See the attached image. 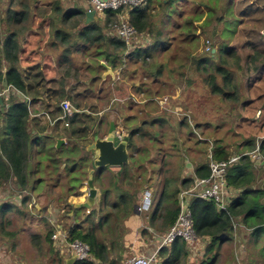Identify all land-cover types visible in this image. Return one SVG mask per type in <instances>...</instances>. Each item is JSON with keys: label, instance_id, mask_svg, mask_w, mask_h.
<instances>
[{"label": "rangeland", "instance_id": "374dc122", "mask_svg": "<svg viewBox=\"0 0 264 264\" xmlns=\"http://www.w3.org/2000/svg\"><path fill=\"white\" fill-rule=\"evenodd\" d=\"M61 1L64 3L65 8L72 6L74 2V0H72V2L67 4L66 0ZM75 1H81V3L85 2L86 8L89 7L88 0ZM205 1L208 6L212 8V14L210 12L209 16L213 15L211 20L209 18L207 19L208 27H201V30L196 28V32L198 31L200 35L199 39H196L197 41H195L194 47L189 45L184 50L176 49L175 47L170 49L171 53H167V61H164L165 68H167L169 62L168 69H162L158 79H156L157 76H150L151 72L148 73V70L156 66L155 59L156 57L159 58L163 56L165 52L163 49L158 50L152 57L144 58L145 55L143 54L140 58H135L136 63L131 64L126 71H122L115 81L109 77L104 80L102 75V81L104 82L96 80L97 83L94 84V87H91L90 84L92 80L96 78L97 73L91 74L88 72L89 70L87 67L91 59L96 55L98 44L84 41L79 38V32L83 27L81 24L82 20L79 17L73 19L69 23H57V27L62 28L63 33H70L64 45L62 44V49L54 46L48 48L50 52L48 53L44 50L46 47L43 49L36 47L34 53L31 51L27 52L25 56L30 57L32 62L29 65H20V67L28 80L37 87L35 89V93H37L36 100L33 99L32 95L30 96L31 98L27 100L28 103L30 102V108L40 115L42 113L49 114L58 108L60 109V104L65 99L54 97L53 95L59 94L61 90L65 88L72 92L73 96H71V99H68L71 104L77 111H83V114L86 115L76 113L75 111L72 116L56 124L48 120L46 115H41L34 120L30 116V121L32 120L29 127L30 135L34 141L33 145H31L33 152L31 151L32 154L29 165L31 170L30 177L32 176V184L34 183L35 190L30 187V189L21 191L15 179H10L0 187V264H56L57 255L62 257L67 264L70 257L66 254L67 252H65L64 249L63 253L56 254V250L59 251L58 246L54 245L55 247L52 246V248H50V246L45 243L48 232L53 230L54 227L56 231L61 230V226L69 230L70 227L76 224V221L83 223L86 220L87 226L99 222L104 215L109 212L108 209L100 211V204L104 196L103 189L111 190L109 198V202L111 203L118 201V199L120 200V197L126 195L123 190L127 193V188L133 189L131 186H126L127 188L122 189L118 185L119 183L126 182L123 177H120L124 171L130 173V171L133 170L136 174H142L145 177L150 176L153 178L154 186L148 187V192L152 196V208L148 212H144L140 206V213L146 225L153 224V227L150 226L151 231L145 227L139 230L140 235L143 236L145 240V244H149L152 239L154 242H157L161 232L164 233V231H166L163 226L164 220L161 219V216L166 214L165 210H163L162 206L160 207L157 205L160 194V172L165 164L164 151L166 147L164 142L171 141L175 143L177 140L186 142L191 141L192 147L196 146L197 151L202 154L203 158L200 160H206L208 154L211 152V142L210 147H206L203 141L205 139L210 140V137L214 135V133H207L205 136H201L200 134L192 136L191 133L195 129V123L198 122L211 125L212 128L210 129L216 130L215 136L217 137L223 132L219 130V134L216 126H219L224 121H228L229 116L228 112L222 108L220 109L219 104L214 103L209 94L207 97L198 98L196 94L193 98L188 100L187 104H189L190 111L192 113H197L198 110L197 115H191L192 113L190 111H185L184 109L179 111L180 109L177 110L175 107H183V103H181L182 96L180 94L177 95L176 99L180 98V102L177 103L176 99H171V97L167 95L173 91V87L168 85L165 89L161 87V84L168 82V78H177L179 73H183L184 75L190 73V71L187 70L189 68L188 66H184V68H179V66H183L185 60L191 56H193L195 60L203 57L208 58L209 51H207L206 48L209 45L212 52L215 50L209 61L214 60L218 63L221 61L225 62L226 59L229 58L227 45L235 37L238 27L245 22L237 20V18L242 19L239 17L241 16L240 10L249 2L252 3L253 6H263L262 4H264V0H237L232 6H230L228 2V5L226 4L225 6L229 7L224 10V1L227 2V0ZM182 2L185 4V0H182ZM198 3L203 6L202 1ZM7 5L8 0L0 1V15L4 13L2 11L3 9L6 10ZM155 7H157L156 3L154 8ZM177 7L178 6L174 3L173 11L175 15L169 19L166 17L162 18L159 15L161 10L158 9L152 12L149 18L155 30L158 29V31L161 32L163 27V37L161 39L160 36V39L165 41V43L171 38L172 18L179 17V13H181L180 8L176 9ZM180 7H184L185 10L189 12L186 5H180ZM18 9L21 10L20 7ZM35 13L37 17L41 16L42 18H47L43 7H39ZM208 13L209 10L205 9L204 15ZM5 16L6 18L0 21V39L4 37L6 30L8 15ZM49 17L50 19L53 18L52 13ZM55 17L57 16H54V18ZM101 19L104 20V18H99L98 20L102 21ZM29 20L33 24L34 19L32 20L30 17ZM98 20L97 22L103 26V23H100ZM228 20H231V22ZM77 21H80V23L76 24ZM165 21L166 25L163 26ZM28 24L29 22L27 24L24 22L18 27L23 25L27 27ZM198 24L199 23H196V25ZM53 25H55V21ZM67 27L70 29H67ZM29 30H33L38 36L36 42L41 43L47 40L50 26L44 24V26L40 27L37 23V25L35 24V28ZM52 32V35L50 34L51 37L57 41H61L60 38L54 37L55 28H52ZM152 35L156 36V33ZM107 36L113 37L109 33ZM262 36L264 37L263 33ZM31 39H34V37L32 36ZM141 42L142 41H139L138 43ZM147 42H150L149 38L146 43ZM190 43V39H188L185 44ZM208 43L209 45H207ZM219 47H221L220 50L218 49ZM197 48L198 50H196ZM47 53L50 54L51 58L44 64L43 57L47 56ZM65 61L67 63H64ZM194 69H196V67H194ZM132 70H136L137 73L133 75V77H130L133 73ZM114 74L116 75V73ZM146 74H149L146 78L147 80H142V77ZM157 80L159 83L155 85L152 84ZM142 82L146 84V88L150 89V91L161 90L160 93L155 94L158 96L164 95L168 102L166 103L164 100L159 104L157 98L155 100H150V96L147 97L146 94L135 89V85L139 86ZM178 88V86L175 87L177 90ZM85 92H87L86 96L84 95ZM120 95H123V97H119ZM96 98H98L97 103L94 102ZM21 99H24V96H22ZM133 104L139 106L136 107V105ZM130 107H132V109ZM132 112L137 114L136 117L131 116ZM146 113L149 114L148 117ZM90 115L93 117L94 115H99V117H97L98 125L95 121H91ZM155 117L161 118V123L158 125L152 124ZM185 118H189V122L186 121L183 123ZM84 120L88 122L89 126L92 125V128L94 126L97 127L95 131H92V129L91 131L89 130L91 136H93L94 132H96L99 137L105 136L107 126L109 122L112 121L117 124V129L120 127L119 124L121 125L120 131L127 128L126 130H132L131 132H133L136 129L134 126L128 128V123H130L131 126L133 123H136L137 127L141 125V129L144 131L143 135L145 134L144 136H146V138L142 136L134 140L135 143L129 148V164L120 168H112V170L108 168L107 170L99 169L95 171L93 177L95 180V182L93 181L94 186L101 188L99 198L97 197L99 201L90 209L81 211L75 221L73 219V212L67 214L70 209L68 205L74 208L76 205L75 202L77 201H82V203L88 202L89 190L87 182L89 180V172L93 169V161L95 158L93 152L87 150V146L90 144L89 142L92 141V137L89 135L88 138L85 139L88 130L84 129ZM144 122L146 126L143 124ZM1 123L2 119L0 117V129L2 128ZM228 129L229 128H226V130ZM225 133L227 132L225 131ZM56 137H59V139ZM201 137L202 139H200ZM141 140H144L143 143H141ZM59 141L63 142L60 147L58 146ZM186 156L187 154H185V157ZM104 171L110 172L111 175L114 176L113 179H111L109 173H106L105 176L107 177H105L102 184H96L98 183L100 172L103 173ZM260 177L261 181L259 178V182H252L256 183L257 187L264 186L263 171ZM110 180H115L114 188H108ZM138 183V187L136 185L137 188L134 189L138 191L139 196H142L140 192L141 188H143L142 182ZM100 185L103 186L101 187ZM25 198H28L27 202L23 203L22 201ZM142 199L139 200L140 204L143 202ZM262 202L264 203V200ZM154 204L156 211L153 210ZM165 205H167V203ZM3 206L8 208L13 207V209L6 214L1 211V207ZM217 207L219 208V206ZM93 209H95L94 215H89L90 210ZM153 211L157 212L154 222L151 220ZM122 213L127 212L122 211ZM57 224H61V226H56ZM124 224L125 219L122 218L118 226H115V224L110 228L105 226V229H103L98 236L101 240L120 241L121 239H117V237L122 238L123 236H116L115 231L119 227L124 230L122 227ZM110 229H113V231L109 232ZM251 232V230L240 224V219H236L231 240L227 241L219 248L215 247L212 251L208 252L210 240L199 238L194 248L191 250L188 248V257L181 259L178 264H202L212 259L215 254H219V257L214 264H264V237L255 238L251 235ZM106 244L110 246L111 242H107ZM114 244L116 246V243ZM119 250H121V247L116 246L114 253H111V258L115 261L118 258ZM67 251L72 253L70 248H67ZM134 256L130 255L129 257ZM123 262L125 264L126 259L122 260V262L118 260L117 264H123ZM162 262L163 257L158 254L156 264H162Z\"/></svg>", "mask_w": 264, "mask_h": 264}, {"label": "trees", "instance_id": "16d2710c", "mask_svg": "<svg viewBox=\"0 0 264 264\" xmlns=\"http://www.w3.org/2000/svg\"><path fill=\"white\" fill-rule=\"evenodd\" d=\"M199 1H202L203 6L198 3ZM70 2H72V0H66L67 4ZM228 2L230 3V6H232L237 0L224 1V10L229 7L225 6ZM155 3L157 4V7L154 8ZM174 3L178 6L176 9L180 8L181 13H179V17L172 18L171 38L165 43V41L161 40L164 32L163 27L161 32H159L158 29L155 30L152 22L149 21V18L151 13L157 9L161 10L159 15L162 18H171L175 15V12L173 11ZM180 5H186L188 11L191 13L187 12L184 7H180ZM262 5L263 6H253L252 3L249 2L244 5L242 10H240L241 16L239 17L242 19L236 18L240 22H245L238 27L235 37L227 45L229 58L226 59L225 62L221 61L218 63L214 60L209 61L211 55H213L212 51L208 52V58L203 57L195 60L194 57L191 56L185 60V65L183 64V66H179V68L188 66L189 68L187 70L190 71V73L187 75L179 73L177 78H168V82L161 84V87L165 89L168 85L173 87V91L167 94L171 99H175L179 94L183 97V101L184 96L194 97L197 94L198 98L207 97L209 94L214 103L219 104L220 109L225 105L232 107V109L234 108V117L237 119L243 118L241 113L236 112L238 108L251 107L252 109L249 110V118L247 119V122H249L248 125L251 126L248 133L254 138L264 134V37L260 33V31L264 29V4ZM19 7L21 10L18 9ZM39 7L45 9L47 18H42L41 16L37 17V12L35 13V11ZM89 7L86 8L85 2L81 3V1L79 2L75 0L73 5L68 8L64 7V3L61 0H8L6 10L3 9L2 11L5 14L3 13L0 15V21L6 18L5 15H8L5 34L4 37L0 39V91L6 86H13L25 96L30 98L32 95L33 99L36 100L37 93H35V89L37 87L28 80L24 75V71H22L20 67V65L32 62L31 58L26 57L25 55L28 51L34 53V49L38 47H29L30 44L36 42V38L38 37L33 31L29 30L35 27L36 20L40 27L44 26V24L50 26L47 40L41 43L38 42L39 49L46 47V49L49 50L48 48L54 46L62 49V44L64 45V42L70 36V33H63L62 28L57 27V23H69L73 19L78 17L81 18V24L83 27L79 32V38L84 41L98 44L96 55L91 59V62L87 67L89 70L88 72L91 74H94L95 72L97 73L96 78H94L90 84L91 87H94V84L97 83L96 80L104 82L102 81V75L105 72V68L102 66V62H105L106 65L111 67L117 76H119L122 71H126L131 64L136 63V59L140 58L143 54L145 55L144 58L152 57V55L158 50L163 49L165 51L163 56L159 58L156 57L155 59L156 66L149 69L150 71L148 70V73L151 72L150 76H157L156 79H158L161 75V70L168 69L169 62L167 68H165L164 61H167V53H171L170 49L175 47L176 49L184 50L189 45L194 47L195 41H197L196 39H199L200 35L198 31L196 32V28L201 30V27H208L207 19L209 18L211 20L213 18V15L209 16L210 12L212 14V8L208 6L205 0H196V2L195 0H185V4H183L182 0H147L145 6L126 11L130 17L129 22L137 29L141 37L140 41H142L141 43H138V45H135L130 53L126 54L128 48L127 43L117 37L107 36L109 33V24L117 21L119 15L126 14V12H106L103 17L104 20H98L100 23H103L104 27L97 21L87 25L86 13L89 10ZM205 9L209 10L207 15H204ZM51 13L53 18L50 19L49 15H51ZM54 16H57L58 18H54ZM30 17L32 20L34 19L33 24L29 20ZM54 21L55 25H53ZM228 21L231 22V20ZM24 22L26 24L29 22L27 27L24 25L18 27ZM77 23H80V21H77L76 24ZM196 23L199 24L196 25ZM164 25H166V21L163 23V26ZM52 28H55L54 37L60 38L61 41H57L51 37L53 33ZM67 29L70 28L67 27ZM153 33H156V36H153ZM32 36L34 39H31ZM148 38L150 39V42L146 43ZM188 39H190L191 43L185 44ZM221 47L218 49L220 50ZM196 50H198V48ZM49 58L51 57L48 56L45 58L44 64H46ZM64 63L67 62L65 61ZM194 67H196L197 70L194 69ZM132 72L133 73L130 77H133V75L137 73L136 70H132ZM148 75L149 74L143 76L142 80L146 81ZM109 78L112 79L110 76ZM157 83H159L158 80L152 84L155 85ZM176 86L179 87L178 90L175 89ZM135 89L140 90L139 92L146 94L147 97L150 96V100H155L157 98L159 104L165 99L164 95H156L160 93L161 90L150 91V89L146 88V84L143 82L140 83L139 86L135 85ZM84 95L86 96L87 92H85ZM53 96L65 99L63 101H69L68 99H71V96L73 95L71 90L63 88L59 94ZM119 97H123V95H120ZM97 101L98 98L94 99L95 103H97ZM178 101L179 98L176 99V102ZM175 108L178 110L180 109L179 111H182L183 109L181 106ZM60 114L61 111L58 108L53 112L52 116H58ZM80 114H83V111L80 112ZM0 117L2 119V128L0 129V187L10 179H15L18 182L21 191L30 189V187L35 190V185L34 183L32 184V176L30 177L31 170L29 164L33 152L31 145H33L34 139L30 135V112L27 102L13 94L7 99H3V104L0 105ZM90 118L92 122L96 121L93 116ZM186 121L189 122V118H185L184 123ZM159 123H161V120H154L152 122V124L157 125ZM144 125L146 126V124ZM220 125L216 126L217 131L221 127ZM91 126H89L88 122L84 120V129L88 130L85 139L90 135L89 130L91 129ZM207 127L212 128L211 125H207L206 123L196 122L195 129L191 135L200 134L201 136H205L207 133H214V135L210 137V140L214 141L217 138L215 136L216 130ZM135 135L146 138V136H144L145 134L143 135L141 131L130 132L128 135L129 148L135 143ZM200 139H202V137ZM210 140L205 139L203 141L206 147H210ZM180 141L182 140H177L175 143ZM221 141H226V139L223 138ZM182 142L188 143L191 141ZM253 148H255V144L254 146L252 145V149ZM249 149L252 151L251 147H249ZM210 151L207 159H203V162L195 170L194 177L181 180L180 183H177L179 180L174 179L173 177L167 179L166 187L160 196V202L158 205L160 207L162 206L166 213L161 216V219L164 220V229L166 230L164 233L161 232L163 235L174 226L179 216L180 192L184 188L193 187L196 180L209 177L211 174L209 168L211 161H228L232 157L225 152L223 147L219 144V141H214V148H210ZM262 152L264 154V144L262 146ZM251 168L252 163L250 158L245 157L242 158L238 164L229 169L228 176L226 177L227 183L232 189L239 191V193H237V197L233 199L227 211L219 209L214 202L209 200L201 198H194L191 200L190 208L192 211L195 232L199 238L210 240L208 252L212 251L215 247L219 248L232 239L234 222L236 219H240V224L252 231L251 235L253 237H264V203L262 202L264 200V186L257 187L256 183H252L253 181L259 182L260 174L257 176L253 175L252 172L248 171ZM107 169L108 168H103V170ZM99 177L100 176H98V179ZM120 177L125 179L127 187L131 186L133 189H128L127 187L120 185L122 189L127 188V193L123 190L126 195L120 197V200L117 198L118 201L112 203L109 202L111 190L106 189L100 204V211L108 209L109 212L106 213L99 222L91 224L90 226H87L86 220L83 223L77 222L78 214L87 209L73 208L71 205H68L70 209L67 214L73 212V219L76 221V224L70 227L69 230L66 228L64 229V226H62L64 232L68 235V240L70 242L81 240L87 243L90 247L89 258L85 261H77L73 264H117L118 261L111 258V253H114L116 246L120 247V244H117L115 240H101L98 234L105 229V226L108 228L113 227V224L118 226L122 218L126 220L131 215H134V207L140 202L138 191L134 188L138 187V182H141L145 176L142 174H136L135 171L132 170L130 173L124 171ZM151 180L152 178H150V181ZM93 181L95 182L94 178ZM145 182L149 183L148 180ZM27 199L28 198L23 199L22 202L26 203ZM166 203L167 205H165ZM152 205L153 202L151 196L150 209L152 208ZM12 209L13 207H1V211L6 214ZM122 211H126L127 213H122ZM143 211L148 212L145 208H143ZM155 211L152 212L151 217L153 222L157 215V212ZM94 213L95 209L90 210L89 215H94ZM58 225L61 224H57L56 226ZM122 227L124 230L121 227L117 228L116 231L114 230L116 236H123L122 238L117 237V239H121L120 241L117 240L118 243L121 241L123 243V238L127 231L125 226ZM110 231H113V229H110L109 232ZM55 232L56 228L54 227L53 230L48 232L45 239V243L49 245L50 248L54 245L56 246L54 240H52V236ZM107 242H111V245H107ZM114 243H116V246ZM58 248L59 251L56 250V254H61V247ZM188 255L187 244L182 239H177L171 246L163 247L159 251V256L163 257L162 264H178L181 259L187 258ZM218 257L219 254H215L212 259L202 264H214ZM56 264L66 263L62 257L57 255Z\"/></svg>", "mask_w": 264, "mask_h": 264}, {"label": "built area", "instance_id": "2783aa9c", "mask_svg": "<svg viewBox=\"0 0 264 264\" xmlns=\"http://www.w3.org/2000/svg\"><path fill=\"white\" fill-rule=\"evenodd\" d=\"M147 0H89V10H94L98 18H103L105 13L128 11L133 8H141L146 5ZM130 18L128 13L119 15L117 21L109 24V34L117 37L127 43L128 48L126 54L130 53L138 44L141 37L137 29L129 22ZM264 34V33H263ZM209 45V43L207 44ZM207 51H211L210 45L206 48ZM17 96L20 99L24 96L27 102L30 116L32 119H37L41 115H46V118L53 123L65 120L72 116L77 111L69 101H62L60 104L61 114L58 118H53L50 114L42 113L41 115L36 113L35 110L30 108V102L28 98L13 86H6L0 91V99H7L11 95ZM167 103V98L164 99ZM163 100V101H164ZM178 110V109H177ZM118 137L122 139L124 137L123 131L116 132ZM264 138H258L256 147L253 151L232 156L228 161L215 162L211 161L209 164L210 176L204 179L196 180L193 187L184 189L179 194V207L180 213L174 224V226L166 233L162 238L157 250L151 256H134L126 260L125 264H156L158 260V254L161 248L171 246L177 239H182L187 247L191 250L195 247L199 237L197 236L193 223L192 211L190 208L191 200L194 198H201L214 202L219 209L227 211L230 207L232 199L237 197L239 191L232 189L227 183L226 177L228 170L239 163L244 157H249L253 162H262L264 164V154L262 152L261 144ZM61 226V225H58ZM55 244L61 247V253L67 251V248L72 250V256L76 255V261H85L89 258L90 247L87 243L75 240L70 242L68 235L64 232L62 226L61 230H57L53 236ZM62 245V246H61ZM64 249V250H63Z\"/></svg>", "mask_w": 264, "mask_h": 264}, {"label": "crops", "instance_id": "0c3cea01", "mask_svg": "<svg viewBox=\"0 0 264 264\" xmlns=\"http://www.w3.org/2000/svg\"><path fill=\"white\" fill-rule=\"evenodd\" d=\"M36 25H37V23H36ZM31 31H33V30H31ZM260 33L262 35V33H264V29H262L260 31ZM33 46L39 47L37 42L29 45L30 48H32ZM44 50H46V52L50 53L47 49H44ZM48 53H47V56L43 57V60H45V58L50 56V54H48ZM29 64H23V65H29ZM116 77H117V74H116ZM192 97L193 96H188V97L184 96V101H183V97H181L182 98L181 103H183V107H184L183 109H185V111L191 110L189 107V104H187V102ZM178 102H180V98H179ZM133 105H136V107L139 106L137 104H133ZM130 108L132 109V107H130ZM222 109H224L226 112H228L229 120L221 123V125H220L221 127L219 128V130L220 131L222 130L223 133L220 134L219 133L220 131L218 130V133L220 135L217 136V138L214 141H216V142L219 141V144L223 147V149L225 150V152L229 156H235V155L250 152L249 147H251V149H252V145L254 146V144L257 140V137L258 138L264 137V134H262V135H259V136L254 138L252 135H250L248 133L249 129H251V126L248 125L249 122H247V119L249 118L248 112L252 108L246 107V108H238L236 110V112H239L242 114V116H243L242 119H237L236 117H234V114H235L234 108L232 109V107L225 105L224 107H222ZM53 112H50L49 114L52 116ZM197 114H198V110H197V113L193 112L191 115H197ZM136 115L137 114L132 112L131 116L136 117ZM59 116L60 115L52 116V117L55 119V118H58ZM146 116L148 117L149 114L146 113ZM129 118H130V115H129ZM153 120H155V121L161 120V118L155 117ZM143 124H145V122ZM119 126H120L119 129H120L121 125L119 124ZM133 126L136 128L134 131H137V130L141 131L142 130L141 125H139L137 127L136 123H133L132 126L130 125V123H128V128L133 127ZM207 128H210V127H207ZM226 128H229V129L226 130ZM126 129L127 128H125L123 130H125L126 132H129V133L132 131V130L129 131ZM225 131L227 133H225ZM141 132H142V134L144 133L143 130ZM138 137H139L138 135L137 136L135 135L134 140ZM56 138L59 139V137H56ZM223 138H225L226 141L222 142L221 140H223ZM143 141L144 140H141V143H143ZM214 141L211 140V144H212L211 149L214 148ZM164 144L166 147V150L164 151V153H165V155H164L165 164H164V166L160 172L161 183L159 184V193L160 194H159V200H158L157 205H159L160 196L166 187L167 179H170V177H173L174 179L179 180V182H177V183H180L181 180H185V179H189L191 177H194L195 170L203 162V159L200 160L201 158H203L202 154L199 151H197L196 146L192 147L191 142L184 143V142L180 141L178 143H174V142L170 141V142H164ZM263 144H264V142H263ZM185 154H187L186 157H185ZM250 161L252 163V168L248 171L252 172L253 175L257 176V175L261 174L262 171H264V164L262 162H253L252 160H250ZM110 169L112 170V168H110ZM106 173H109L111 175V173L107 172V171H104L102 174L100 173L98 183H96V184H102V182L105 180V177H107V176H105ZM113 177L114 176L111 175V179H113ZM150 178L151 177L148 176V177H144V179L141 180V182H142L141 184H142L143 188H141V191H140L142 196H139V198L140 199L143 198L142 200H144L146 197L150 196V194L148 192V187L154 186L153 178L151 181H150ZM146 180H148L149 183L145 182ZM260 181H261V177H260ZM118 185L119 186L122 185L125 187L127 186L125 183L124 184L119 183ZM100 186L102 187L103 185H100ZM114 186H115V180H110V182L108 184V188H114ZM96 189L99 192L98 193V198H99V194L101 193V188L96 187ZM102 191L104 192L105 189H103ZM98 198H97L96 202L99 201ZM143 203L144 202H142V204L138 203V205L134 207V215H131L130 217H128L125 220L124 226L127 229V232L123 238V243H122V241L119 243H118V241H115L117 244H120V247H121V250H119L118 258L116 259L117 261L121 260V262H122V260H124V259L127 260L129 258H132V257H129L130 255L131 256H134V255L135 256H137V255L151 256L157 250L158 246L160 245V243L162 241V238L166 235V234L163 235L161 233V235L158 236L156 234L159 237V239H157V242H154V240L152 239L150 241L151 244L150 243L145 244V240L143 239V236L140 235L139 230L142 227H145L146 229H149V231H151L150 226L153 227V225H151V224L146 225L145 221L143 220V217L141 216L140 206H142ZM75 204H82V201H79V202L77 201V202H75ZM149 207H150V205H149ZM154 233H159V232H154ZM65 252H67L66 254L70 257L69 258V260H70L73 253H69L68 251H65ZM123 264H124V262H123Z\"/></svg>", "mask_w": 264, "mask_h": 264}, {"label": "water", "instance_id": "95a60500", "mask_svg": "<svg viewBox=\"0 0 264 264\" xmlns=\"http://www.w3.org/2000/svg\"><path fill=\"white\" fill-rule=\"evenodd\" d=\"M97 20L96 12L94 10L87 11L86 13V24H91ZM215 52V50H213ZM105 68L103 79L111 77L116 80V76L111 67L107 66L106 63H102ZM3 104L0 99V105ZM94 118L97 120L96 116ZM94 128V127H93ZM63 142L59 141L58 146L60 147ZM89 152H94L95 158L93 161V169L89 172V180L87 182L89 190L88 202L82 204H76L75 208H86L90 209L96 204L98 197V190L94 186L93 177L96 170L103 168H120L130 163L129 154V139H120L116 133L115 123L111 122L110 129L108 131L107 138L101 139L99 136L94 137L93 143L87 146ZM77 260V256L73 255L67 264H73Z\"/></svg>", "mask_w": 264, "mask_h": 264}, {"label": "clouds", "instance_id": "9594fccd", "mask_svg": "<svg viewBox=\"0 0 264 264\" xmlns=\"http://www.w3.org/2000/svg\"><path fill=\"white\" fill-rule=\"evenodd\" d=\"M129 15V14H128ZM97 17V16H96ZM130 18V17H129ZM99 18L97 17V20H98ZM96 20V21H97ZM103 63V62H102ZM105 63V62H104ZM106 71V70H105ZM114 72V71H113ZM115 73V72H114ZM104 74V73H103ZM116 76V75H115ZM116 79H117V77H116ZM113 81H115V80H113ZM95 116V115H94ZM99 116V115H98ZM98 116H96V118L98 117ZM98 119V118H97ZM119 129H117V131H118ZM116 131V132H117ZM120 131V130H119ZM121 131H123L124 132V137L123 138H128L129 139V136L128 137H125L126 136V131L125 130H121ZM122 138V139H123ZM261 138H264V137H261ZM257 139H258V137H257ZM256 142H257V140H256ZM256 142H255V147H256ZM263 142H264V139L262 140V144H261V148H262V146H263ZM255 149V148H254ZM253 151V150H252ZM251 152V151H250ZM240 155V154H239ZM245 158V157H244ZM238 164V163H237ZM236 165V164H235ZM184 189H189V188H184ZM183 189V190H184ZM143 205L141 206L142 207V210H143V208H145V210L146 211H148L149 209H150V207H149V205H150V203H151V195L149 196V197H146L144 200H143ZM149 207V208H148ZM153 210H156V208H155V205L153 206ZM77 262V261H76Z\"/></svg>", "mask_w": 264, "mask_h": 264}, {"label": "flooded vegetation", "instance_id": "af4514ba", "mask_svg": "<svg viewBox=\"0 0 264 264\" xmlns=\"http://www.w3.org/2000/svg\"><path fill=\"white\" fill-rule=\"evenodd\" d=\"M95 120H96V119H95ZM95 122H96V124H97V120H96ZM111 122H112V121H110L109 124H108V126H107V132H106V135L103 136V137L100 136L99 138H101V139L107 138V135H108V131H109V129H110V124H111ZM97 125H98V124H97ZM91 129H92V131H95V130L97 129V127L94 126V128H92V126H91ZM91 129H90V131H91ZM115 129H116V131H117V124H116V123H115ZM89 134H90V132H89ZM128 135H129V132L126 133V136H125V137H128ZM95 136H97L96 132H94L93 136H91V137H92V138H91L92 141L89 142L90 144L93 143V141H94V137H95ZM90 144H89V145H90ZM93 155H94V157H95L94 152H93Z\"/></svg>", "mask_w": 264, "mask_h": 264}]
</instances>
